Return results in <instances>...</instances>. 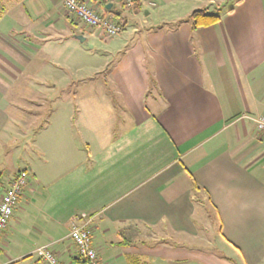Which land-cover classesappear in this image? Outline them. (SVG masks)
Returning a JSON list of instances; mask_svg holds the SVG:
<instances>
[{"label":"crops","instance_id":"1","mask_svg":"<svg viewBox=\"0 0 264 264\" xmlns=\"http://www.w3.org/2000/svg\"><path fill=\"white\" fill-rule=\"evenodd\" d=\"M83 1L123 29L115 37L103 33L113 40L106 54L114 58L103 65V102L114 112L120 105L122 115L113 137L104 136L96 150L86 143L84 156L95 159L87 174L100 178L103 208L65 217V210L56 214L55 206L51 212L49 203L38 202L40 183L86 163L70 140L72 113L64 121L68 142L38 145L60 127L56 111L34 141L41 156L28 162L29 181L14 210L18 222L10 223L13 213L0 238V264H45L36 250L46 245L61 263L85 264L69 237L77 218L91 220L99 264H130L132 257L147 264H264V133L254 122L264 116V0H236L218 23L199 29L190 16L205 0H137L130 10L122 0ZM77 22L64 0H0L1 72L16 80L13 72L33 63L42 68L44 49L68 41L59 31L80 28ZM11 85L0 78V143L19 130L22 116L9 98ZM76 151L83 160L70 165ZM31 210L39 218L23 231L22 216ZM213 212L222 250L188 245L202 234L197 222ZM141 231H160L167 240L137 239ZM22 236L27 241L14 251Z\"/></svg>","mask_w":264,"mask_h":264},{"label":"rangeland","instance_id":"2","mask_svg":"<svg viewBox=\"0 0 264 264\" xmlns=\"http://www.w3.org/2000/svg\"><path fill=\"white\" fill-rule=\"evenodd\" d=\"M207 1H204L201 9L218 16L236 3V0H214L212 3ZM77 25L80 28L73 27V29L59 31L60 36L68 37V41L63 45L54 46L53 52L51 48L49 51L44 49L37 62H43L42 68L35 70L36 66L33 63V65L28 66L27 71L21 74L13 72L14 75H17L16 80L12 76L5 77L0 70L2 80L12 81L11 87L7 86L9 98L11 97L10 99L15 102L14 107L22 110V116H17L21 119L17 122L21 133L19 130L13 132L10 139L0 143V198L9 178L26 168L29 172L28 162L30 158L41 156L39 147L34 144V141L37 134L42 131L41 129L47 127L51 121V115L56 111V113H60L57 115L60 127L56 125L52 131L44 133L40 137L38 144L40 147L53 149L55 144L58 143L61 147L62 143L69 141L64 132V121L71 113L73 123L71 122L70 127H73L75 135L70 140H74L76 148L83 153V157L87 151L86 143L93 144L94 142V146H91L96 150L103 146L104 136L109 139L117 130L116 124L119 116L122 115L120 105L117 107L116 103L111 104L116 106L114 112V109L105 107L106 104L103 102V65L111 64L114 61L113 57L106 54L107 43L113 40L104 37L101 30L93 32L85 28L81 22H77ZM53 32L52 30L51 33ZM54 33L56 34V32ZM94 33L95 37H91ZM79 36H84L86 41L81 42L77 38ZM110 48L112 49L111 46ZM36 83L37 85H35ZM36 102H43L44 104L39 106V103ZM117 115H119L118 118ZM103 122L107 124L104 125ZM110 127L112 130L109 134L106 129ZM97 139L100 141L95 143ZM52 151L53 155L57 154L56 151ZM78 154L80 153H75L76 159L70 165L82 162L83 158H79ZM92 154L94 157V154H98V152L92 151ZM87 156V159L84 157L86 163H81L84 165L66 167L54 182L47 179L45 185L40 183L39 190L42 195L38 202L49 203L51 212L55 206L56 214L65 210V217L70 212V215L79 212V217H82L86 215V212L90 215L93 211L102 209L103 186H100V178L97 177V172L87 174L95 166V159L89 157V153ZM44 176H47L46 173ZM36 206L39 210L41 209L39 204ZM206 207L211 212L208 200ZM213 213L214 216L205 215L206 221L202 225L197 222L202 234L197 238H189L188 245L198 246L209 251L220 252L222 250L219 234L220 224L215 212ZM18 216H20L18 212L14 213L10 223L18 222ZM38 216V212L35 210L26 212L22 216L21 229L23 231H27L28 228L31 229L33 223L39 218ZM141 232L136 233L137 239L149 240L150 242L167 240L160 231L155 236H152L150 232ZM125 237L128 239L127 234ZM0 238L3 239L4 237L0 236ZM25 241L27 240L23 236L21 239L17 238L12 249L15 251V248L24 245Z\"/></svg>","mask_w":264,"mask_h":264},{"label":"built area","instance_id":"3","mask_svg":"<svg viewBox=\"0 0 264 264\" xmlns=\"http://www.w3.org/2000/svg\"><path fill=\"white\" fill-rule=\"evenodd\" d=\"M127 9H133L137 0H122ZM64 6L75 20L89 30H101L108 37H115L122 32V27L114 18L97 12L88 2L83 0H64ZM95 35V33H94ZM257 130L264 133V116L254 119ZM29 181L28 170L15 174L8 188L0 198V236L13 216L19 198L22 196ZM77 218L69 234L70 239L77 247L78 258L85 264H99L98 256L93 247V231L90 227L91 220L82 223ZM36 255L45 264H64L59 261L54 251L49 246H42L36 250Z\"/></svg>","mask_w":264,"mask_h":264},{"label":"trees","instance_id":"4","mask_svg":"<svg viewBox=\"0 0 264 264\" xmlns=\"http://www.w3.org/2000/svg\"><path fill=\"white\" fill-rule=\"evenodd\" d=\"M190 20L192 21L194 28L199 29V28L215 25L216 23L219 22L220 16L209 14L205 10L198 9L192 12L190 16ZM129 260H130V264H147L142 262L139 258L132 257L129 258Z\"/></svg>","mask_w":264,"mask_h":264},{"label":"water","instance_id":"5","mask_svg":"<svg viewBox=\"0 0 264 264\" xmlns=\"http://www.w3.org/2000/svg\"><path fill=\"white\" fill-rule=\"evenodd\" d=\"M78 38L80 39L81 42H85L86 38L84 36H79Z\"/></svg>","mask_w":264,"mask_h":264}]
</instances>
